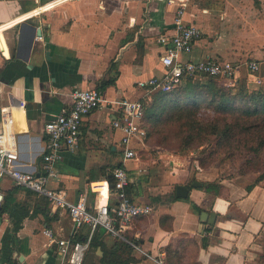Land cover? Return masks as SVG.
<instances>
[{
    "label": "crops",
    "instance_id": "0c3cea01",
    "mask_svg": "<svg viewBox=\"0 0 264 264\" xmlns=\"http://www.w3.org/2000/svg\"><path fill=\"white\" fill-rule=\"evenodd\" d=\"M52 1H0V28L6 26L0 31V110L9 108L12 114L22 169L39 174L46 143L44 124L70 105L74 90L114 80L101 91L100 107L83 119L76 149L62 152L55 166L68 200L75 202L85 194L89 209L95 202L91 187L102 189V204L113 202L105 183H110V173L120 163L122 137L111 126L118 114L113 104L121 99L140 101L144 91L136 83L163 74L159 61L163 47L157 38L170 34L179 19L200 30L192 52L183 61L242 63L254 56L256 45H248L251 39L257 40L255 28L248 36V17L264 15V0H69L50 8ZM25 14L33 16L18 22ZM24 23L27 33L34 27L41 36L34 41L39 51L30 53L25 62L16 58L17 34ZM247 86L252 87L250 78ZM135 148L136 159L125 166L130 181L137 180L128 197L135 204L152 206L153 213L135 219L123 240L96 230L103 243L101 255L97 250L88 251L82 264H98L103 251L116 241L131 247L135 262L129 264H156L164 258L165 247L183 234L199 243L207 239V246L197 255L200 264H264V187L246 192L241 186L222 183L225 194L213 198L200 185L190 187L186 199H174L175 187L186 185L187 173L180 171L179 167L184 168L180 159L160 155L158 159L167 167L161 182L155 184L151 182L153 170L138 158L145 143ZM12 190L10 181L0 182L2 195ZM17 199L26 206L28 216L20 222L13 240L11 219L2 215L0 264H56V245H49L42 231L48 229L59 240L68 239L71 220L64 211H51L45 199L24 191ZM37 201L46 206L29 216ZM192 205L214 213V223L202 222L201 212ZM88 230L87 226L79 229L75 241H82Z\"/></svg>",
    "mask_w": 264,
    "mask_h": 264
},
{
    "label": "built area",
    "instance_id": "2783aa9c",
    "mask_svg": "<svg viewBox=\"0 0 264 264\" xmlns=\"http://www.w3.org/2000/svg\"><path fill=\"white\" fill-rule=\"evenodd\" d=\"M7 1V0H0ZM61 1V2H59ZM69 0H54L50 8L59 6ZM59 2V3H58ZM181 9L184 6L180 7ZM181 15V11H179ZM200 36V30L195 25H184L177 19L170 34L157 38V43L163 47L159 61L164 72L159 77L137 82L136 85L144 91V96L153 91L167 92L177 88L184 77H216L226 86H232L240 63L206 60H182V57L192 52L193 41ZM41 40V36L35 37ZM256 61L246 63L249 73L258 70ZM101 92L95 88L76 89L71 94V103L60 109L58 115L48 120L43 127L46 138L41 172L35 174L22 169L19 164L18 145L13 129V119L9 108L0 110L2 127L0 129V182L8 180L13 187H19L31 192L36 197L47 201L51 211H64L72 222V233L68 239H58L50 230L43 229L42 234L48 239L49 245H56V264H82L92 237L97 229L115 239H124V234L131 228L132 222L141 216H150L153 208L146 204H135L127 196L126 188L130 179L125 166L137 157L135 145L143 144L146 133L141 127L143 107L139 100L121 99L113 104L117 117L111 122L112 128L122 133L120 140L121 160L110 173L111 184L105 183L109 196L113 197L110 204L101 203L102 189L91 192L95 194V202L89 209L87 197L81 194L75 202H70L64 189L59 186L60 178L55 169L60 161L61 153L72 152L79 140V130L83 119L101 105ZM97 184V183H96ZM100 184V183H99ZM93 185V184H92ZM101 185V184H100ZM108 200V199H106ZM3 195L0 192V205ZM88 227V234L82 241H72L79 229ZM163 259L155 261L163 264Z\"/></svg>",
    "mask_w": 264,
    "mask_h": 264
},
{
    "label": "trees",
    "instance_id": "16d2710c",
    "mask_svg": "<svg viewBox=\"0 0 264 264\" xmlns=\"http://www.w3.org/2000/svg\"><path fill=\"white\" fill-rule=\"evenodd\" d=\"M113 84V79L101 80L95 89L101 92ZM140 103L143 107L141 127L146 133V146L173 150L176 155L202 150L206 146L208 149L203 148L204 151H201L204 155L201 164L207 159L214 161L220 155L231 161L242 159L239 175L254 173L258 175L255 185L264 183L263 85L257 89L249 88L247 76L240 78L236 75L232 86H226L216 77H184L177 88L167 92L153 91L144 96ZM136 182L135 179L129 182L126 188L127 196ZM191 184L185 186L190 189ZM201 186L206 196L213 198L219 195L223 188L217 183H201ZM251 189L252 186L248 187L247 191ZM23 191L27 195L35 196L19 187H13L12 191L3 195L0 205V221L2 215L8 214L13 224V240L20 228V222L28 216L26 206L23 207L17 199ZM173 197L176 199L174 195ZM42 206H46V203L37 201L29 216L41 212ZM192 207L197 213L201 212L200 208L193 205ZM99 235L100 233L95 231L88 251L95 252L97 248L102 250L103 243L99 240ZM206 246V238H202L199 243L183 234L165 247L162 262L200 264L197 255L199 250ZM131 252V247L125 242L116 241L108 251H103L98 264L135 262ZM10 261L13 263L11 259Z\"/></svg>",
    "mask_w": 264,
    "mask_h": 264
},
{
    "label": "rangeland",
    "instance_id": "374dc122",
    "mask_svg": "<svg viewBox=\"0 0 264 264\" xmlns=\"http://www.w3.org/2000/svg\"><path fill=\"white\" fill-rule=\"evenodd\" d=\"M36 12L37 11H35V13ZM247 28L249 33L248 36L252 35L251 32L253 31V28L256 29L255 37L257 40L251 39L252 41L248 45L249 47L256 45L254 48L255 54L254 56L249 55L252 58L242 59V63H240L242 67L238 76L243 78L249 75L250 77L248 76L247 78H250L251 86L257 89L262 85L264 87V15L263 17H248ZM250 61H256L259 65L258 70L254 73H249L246 69V63ZM203 148L208 149L206 146ZM203 148L202 150L185 152L180 155H176L173 150H166L162 147L146 146V148H142L138 151V158L145 162L144 167H148L149 169L153 170L154 174L151 182L155 184L161 182L164 169L167 167V164L161 163V159L159 160L158 157L163 155L165 158H167L172 155L178 157L184 165V168L179 167V169L180 171L185 169L183 173H187V176L184 179L186 184H190L192 181H199L201 183H217L219 186L223 187L219 195H223L226 192V187H224L222 183L241 186L242 188H246V190L244 189L246 192H248L247 188L250 186H252V188L255 186L264 187V183H258L255 185L256 179L258 177L257 174L249 173L247 175H239L238 171L242 165V159L236 158L235 161H231L227 158H224L223 155H220L217 156L214 161L207 159L203 164H201L200 161H202L204 158V155L201 152L204 151ZM127 164H129V162Z\"/></svg>",
    "mask_w": 264,
    "mask_h": 264
},
{
    "label": "water",
    "instance_id": "95a60500",
    "mask_svg": "<svg viewBox=\"0 0 264 264\" xmlns=\"http://www.w3.org/2000/svg\"><path fill=\"white\" fill-rule=\"evenodd\" d=\"M27 28V23H24L20 26L18 34H17V39H16V58L20 59L22 61H27L28 56L30 53H37L39 49L35 45V37L40 36V31L36 30L34 27H31V30L27 33L25 30ZM201 183L198 181H194L191 184V187H199ZM188 188L184 185H177L175 187V197L177 199H186L188 196ZM199 218L202 222H205L209 225H212L215 221V215L214 213H205L201 212L199 215ZM96 253L98 255H101V251L99 248H97ZM14 257L16 256V253L13 255Z\"/></svg>",
    "mask_w": 264,
    "mask_h": 264
},
{
    "label": "bare ground",
    "instance_id": "6f19581e",
    "mask_svg": "<svg viewBox=\"0 0 264 264\" xmlns=\"http://www.w3.org/2000/svg\"><path fill=\"white\" fill-rule=\"evenodd\" d=\"M62 1H64V0H62ZM59 2H61V1H59ZM59 2H58V3H59ZM23 16H24V15H23ZM31 16H33V14H28V15L25 14L24 17L21 16L22 18H21V19H18L17 21H18V22L23 21L24 19H27L28 17H31ZM19 18H20V17H19ZM2 26H3V27L0 28V31H1L4 27L6 28V26H4V25H2ZM5 28H4V29H5Z\"/></svg>",
    "mask_w": 264,
    "mask_h": 264
}]
</instances>
